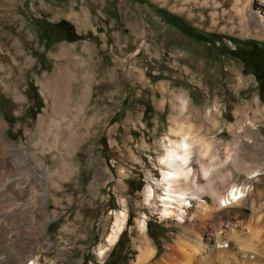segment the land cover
I'll return each mask as SVG.
<instances>
[{
  "label": "rangeland",
  "instance_id": "374dc122",
  "mask_svg": "<svg viewBox=\"0 0 264 264\" xmlns=\"http://www.w3.org/2000/svg\"><path fill=\"white\" fill-rule=\"evenodd\" d=\"M234 2L0 0V198L11 199L0 202V264H32L20 241L40 264H132L143 246L159 257L183 223L162 217L158 199L160 159L178 128L205 144L191 166L213 217L199 228L264 214V102L253 75L264 33L230 20ZM61 20L73 31L48 34ZM233 183L244 196L215 205L212 191ZM123 207L126 226L109 245Z\"/></svg>",
  "mask_w": 264,
  "mask_h": 264
},
{
  "label": "bare ground",
  "instance_id": "6f19581e",
  "mask_svg": "<svg viewBox=\"0 0 264 264\" xmlns=\"http://www.w3.org/2000/svg\"><path fill=\"white\" fill-rule=\"evenodd\" d=\"M235 2L237 6L232 9L230 20L246 28L257 26L260 30L254 31L256 35L264 33V30H261V28L264 29V0H235ZM182 103L185 106V102ZM182 130L178 128L175 131L176 138L165 146V153L160 159L163 168L159 184L162 185L163 192L158 199L161 203L162 217L170 219L177 216L183 219V223L177 221L179 230L174 236L173 243L167 245L159 257L154 250L143 246L132 264H264V214L258 212L252 222L233 221L229 218L219 219L214 221L210 229L213 233L204 227L199 228L198 223H204L205 220L213 217V207L202 198L206 185L196 182L191 166L196 145L202 146L204 141L198 142L197 136H191L190 131ZM197 150L201 176L210 183L213 169L206 167L207 165L204 166L202 161L204 156L206 157L204 153L206 150ZM211 159L212 162L213 156ZM230 159V155H227L225 161ZM236 164L239 165L241 162L236 160ZM260 170L261 168L257 167L246 174ZM229 175L228 172L227 176ZM212 192L214 204L220 206H231L244 196L242 185L234 183L229 187L226 195H221L214 190ZM153 197L154 190L152 187H147L146 201L150 203ZM0 202L9 203L11 199L4 195L0 198ZM192 202L195 203L196 209L192 214L187 215L190 219L186 222L182 214L186 211V207H193ZM126 221L127 211L123 207L115 213V220L107 237L109 245L117 241L126 226ZM145 228L146 225L143 222L139 224L143 239H145ZM17 250L19 254L32 260V264L41 263L40 259L33 257L34 247L23 245L20 241L17 244ZM104 252L105 249H101L99 254L103 255Z\"/></svg>",
  "mask_w": 264,
  "mask_h": 264
},
{
  "label": "trees",
  "instance_id": "16d2710c",
  "mask_svg": "<svg viewBox=\"0 0 264 264\" xmlns=\"http://www.w3.org/2000/svg\"><path fill=\"white\" fill-rule=\"evenodd\" d=\"M159 15L163 16L165 18V16L163 15L164 13L159 11L158 12ZM169 19V20H168ZM167 19V21H169L171 24H173L174 26L178 27L179 29H181L183 32L191 35V36H194L195 38L197 39H201V40H206L205 38H203V35L199 32H193L191 30V28H189L188 26H186L181 20L180 18L178 17H171L169 16V18ZM63 28H66L68 29L69 31H73V28L70 24H68L66 21L64 20H61L57 23H55L53 26H50L49 28H47V33L50 34V33H57L58 31H60L61 29ZM55 41L57 40H48L47 43H46V46L49 47L50 45H52ZM253 49V48H252ZM120 240L117 241V243L119 242Z\"/></svg>",
  "mask_w": 264,
  "mask_h": 264
},
{
  "label": "flooded vegetation",
  "instance_id": "af4514ba",
  "mask_svg": "<svg viewBox=\"0 0 264 264\" xmlns=\"http://www.w3.org/2000/svg\"><path fill=\"white\" fill-rule=\"evenodd\" d=\"M253 75L257 82L258 95L262 102H264V66L254 65Z\"/></svg>",
  "mask_w": 264,
  "mask_h": 264
}]
</instances>
